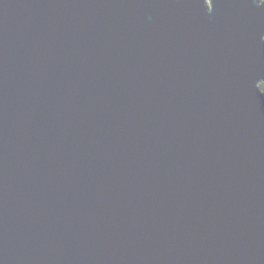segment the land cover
Returning <instances> with one entry per match:
<instances>
[{
	"label": "water",
	"instance_id": "obj_1",
	"mask_svg": "<svg viewBox=\"0 0 264 264\" xmlns=\"http://www.w3.org/2000/svg\"><path fill=\"white\" fill-rule=\"evenodd\" d=\"M264 0H0V264H264Z\"/></svg>",
	"mask_w": 264,
	"mask_h": 264
},
{
	"label": "trees",
	"instance_id": "obj_2",
	"mask_svg": "<svg viewBox=\"0 0 264 264\" xmlns=\"http://www.w3.org/2000/svg\"><path fill=\"white\" fill-rule=\"evenodd\" d=\"M262 92L264 93V84L260 86Z\"/></svg>",
	"mask_w": 264,
	"mask_h": 264
}]
</instances>
